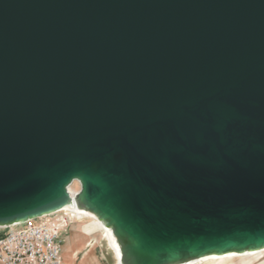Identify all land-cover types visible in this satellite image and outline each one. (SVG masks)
Listing matches in <instances>:
<instances>
[{"label":"water","instance_id":"water-1","mask_svg":"<svg viewBox=\"0 0 264 264\" xmlns=\"http://www.w3.org/2000/svg\"><path fill=\"white\" fill-rule=\"evenodd\" d=\"M79 202L127 264L264 246V0H0V225Z\"/></svg>","mask_w":264,"mask_h":264},{"label":"built area","instance_id":"built-area-1","mask_svg":"<svg viewBox=\"0 0 264 264\" xmlns=\"http://www.w3.org/2000/svg\"><path fill=\"white\" fill-rule=\"evenodd\" d=\"M76 217L74 211L59 208L0 225V264H64L63 236Z\"/></svg>","mask_w":264,"mask_h":264},{"label":"bare ground","instance_id":"bare-ground-1","mask_svg":"<svg viewBox=\"0 0 264 264\" xmlns=\"http://www.w3.org/2000/svg\"><path fill=\"white\" fill-rule=\"evenodd\" d=\"M69 190V200L66 204L62 206L63 209L74 211L77 215L74 222L82 223V225L78 228L81 233H91L94 231H99L100 235L103 236L108 245L113 249L116 256V264H127L122 252V242L116 237L113 232V228L108 225L104 220L99 218L95 213L85 208L77 198V191L71 189L70 185L68 187ZM89 217L90 220L80 222L83 217ZM96 221L99 224H96ZM70 229L68 230V232ZM91 243V239H88L86 244ZM264 252V246L255 249H245L242 251H227L222 253H208L198 257H192L185 260H181L178 262L170 263V264H199L202 260L207 261H222L224 258H228L231 256H239V257H253Z\"/></svg>","mask_w":264,"mask_h":264},{"label":"crops","instance_id":"crops-1","mask_svg":"<svg viewBox=\"0 0 264 264\" xmlns=\"http://www.w3.org/2000/svg\"><path fill=\"white\" fill-rule=\"evenodd\" d=\"M77 226L78 225L76 226L72 225L70 228V231L68 232L69 230L68 229L64 235L66 237V243L64 244V247L62 249L63 263L64 264H74V262L77 263L80 261L78 264H107L104 258L102 257V254L100 253V248L98 246L99 240L104 237L100 235L99 231H94L91 233H81L79 232L78 230L79 227L77 228ZM72 230L74 231L72 232V235L70 236ZM95 232H97V235L94 238H92L91 234ZM86 237H89V239H92L91 240L92 242L88 244L90 245V248H87L84 252H82L80 250L81 241L84 240ZM86 242L87 241H85L84 244H86ZM111 252L114 258V264H116L115 255L112 250Z\"/></svg>","mask_w":264,"mask_h":264},{"label":"rangeland","instance_id":"rangeland-1","mask_svg":"<svg viewBox=\"0 0 264 264\" xmlns=\"http://www.w3.org/2000/svg\"><path fill=\"white\" fill-rule=\"evenodd\" d=\"M70 187L74 191L79 190V188H80L79 182L76 181V180L72 181V183L70 184ZM88 220H90V218L84 216L80 220V222H83V221L86 222ZM96 224H99V223L96 221ZM72 225L73 226L78 225L77 226V228H78V227H80L82 225V223L75 222V223H72L71 226ZM71 226H70V228H71ZM73 231L74 230L71 231L70 236L72 235V232ZM91 235H92V238H94L97 235V232H95V233H93ZM87 239H89V237H86L84 240L81 241V249L80 250L82 252H84L87 248H90V245L84 244L85 241H87ZM65 243H66V237L63 236L62 247H64V244ZM98 246L100 248V253L102 254V257L104 258V260L106 261V263L107 264H114V258L112 256V252H111V250L113 251V249L108 245L107 241L104 238L100 239ZM109 247L111 248V250H110ZM113 253H114V251H113ZM114 255H115V253H114ZM115 258H116V256H115ZM79 262H77V263L74 262V264H78ZM199 264H264V252H262L259 255L253 256V257L231 256V257H228V258H224L222 261H215L214 260V261H211V262L210 261H207V260L206 261L205 260H202Z\"/></svg>","mask_w":264,"mask_h":264}]
</instances>
